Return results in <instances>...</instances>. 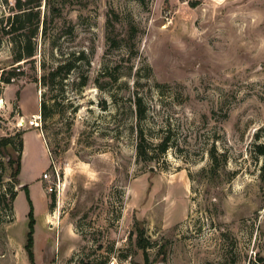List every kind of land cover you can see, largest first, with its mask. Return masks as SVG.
<instances>
[{
	"label": "rangeland",
	"instance_id": "374dc122",
	"mask_svg": "<svg viewBox=\"0 0 264 264\" xmlns=\"http://www.w3.org/2000/svg\"><path fill=\"white\" fill-rule=\"evenodd\" d=\"M24 1L0 0V264L264 263V0H39L29 63L1 29Z\"/></svg>",
	"mask_w": 264,
	"mask_h": 264
},
{
	"label": "trees",
	"instance_id": "16d2710c",
	"mask_svg": "<svg viewBox=\"0 0 264 264\" xmlns=\"http://www.w3.org/2000/svg\"><path fill=\"white\" fill-rule=\"evenodd\" d=\"M39 0H26L24 2H17L16 8L17 10H20L19 13H15L12 17L7 16L5 25L1 28L5 34L9 33H17V39L15 40L17 45V51L13 55V61L19 62L24 60L25 63H29L33 61L32 56L34 55L35 51V43L33 42V37L38 29L39 23H40V16H39V10L37 6L39 5ZM193 2L192 4H194ZM44 23V21H43ZM111 20L110 17L106 20V33H107V39L110 40V45H116V41L114 38H112L109 33L111 29ZM33 67V66H32ZM72 66H70L69 63H66L65 61H62L55 66L49 68L48 70H45L43 68L42 73L37 78V76H33V81H40L41 84H47L48 82H52L56 77L65 78L66 74L69 73ZM20 70H17L15 66H10L7 70L2 69L0 74V80L10 83L13 80H15L16 76L20 74ZM136 104L138 107H140V101L137 100ZM41 114L45 117V105H40V116ZM139 118L141 117V113H139ZM21 133H18V141L17 146L21 150L22 149V139H21ZM140 140L137 143V152L139 157H143L145 155V148L142 144V137L141 134H139ZM6 145H10L12 149H17L14 147V145L9 141L8 138H5L4 141L0 142V148L5 147ZM159 151L164 152L167 148V138H163L161 143L158 145ZM20 160L21 155L18 153L15 157L10 156L9 157V164L11 165L12 171H11V178L14 180V182L17 181V176L20 169ZM19 183V182H16ZM9 194L7 192H0V204L9 205L11 202H13L16 192L12 190H8ZM8 195V196H7ZM32 229H30L28 238H27V244H26V251L28 258L31 263H34V253L32 249ZM148 244V241L143 238V231L142 229L136 228V245L140 248L144 249L146 248Z\"/></svg>",
	"mask_w": 264,
	"mask_h": 264
},
{
	"label": "built area",
	"instance_id": "2783aa9c",
	"mask_svg": "<svg viewBox=\"0 0 264 264\" xmlns=\"http://www.w3.org/2000/svg\"><path fill=\"white\" fill-rule=\"evenodd\" d=\"M23 123L24 120H22ZM27 124L29 126H34V127H40L41 126V116L40 114H32L30 118L27 120ZM41 178L45 181H49V185L47 187L48 191L51 192H56L58 190V182H59V174L57 169L52 166L51 170L48 172H43L41 175ZM261 264V263H260ZM264 264V263H262Z\"/></svg>",
	"mask_w": 264,
	"mask_h": 264
},
{
	"label": "bare ground",
	"instance_id": "6f19581e",
	"mask_svg": "<svg viewBox=\"0 0 264 264\" xmlns=\"http://www.w3.org/2000/svg\"><path fill=\"white\" fill-rule=\"evenodd\" d=\"M21 124V123H20Z\"/></svg>",
	"mask_w": 264,
	"mask_h": 264
}]
</instances>
